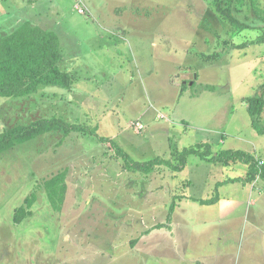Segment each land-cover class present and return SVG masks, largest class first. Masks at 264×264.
Listing matches in <instances>:
<instances>
[{"label": "rangeland", "instance_id": "obj_1", "mask_svg": "<svg viewBox=\"0 0 264 264\" xmlns=\"http://www.w3.org/2000/svg\"><path fill=\"white\" fill-rule=\"evenodd\" d=\"M214 3L0 0V37L26 22L56 33L61 69L76 80L71 90L0 97V133L52 118L97 132H52L0 155V264H264L261 178L219 188L215 210L200 203L218 182L247 179V165L190 156L179 173L131 170L99 139L141 163L181 165L182 150L208 143L209 158L240 150L264 166V136L243 102L264 84V0H234L245 30ZM61 173L58 212L45 181ZM33 194V215L15 225V210Z\"/></svg>", "mask_w": 264, "mask_h": 264}, {"label": "trees", "instance_id": "obj_2", "mask_svg": "<svg viewBox=\"0 0 264 264\" xmlns=\"http://www.w3.org/2000/svg\"><path fill=\"white\" fill-rule=\"evenodd\" d=\"M233 2L234 0H215L216 12L232 27L240 30L250 29L249 25L240 22L235 16ZM260 28L264 32V25ZM214 59L213 56L206 58L208 61ZM62 61L63 54L56 33L39 26H33L29 22L22 24L12 33L0 37V97L23 98L35 95L45 87L73 89L76 80L69 71L61 69ZM243 102L247 105L252 127L258 135L264 136V84L260 86L254 96L246 97ZM52 132H63L66 135L78 132L84 135L97 136L96 130L88 129L83 125L69 124L58 118L40 119L27 126L14 127L0 133V155ZM99 139L111 143L126 166L131 170L145 169L147 172H153L157 167L166 165L179 173L186 168L190 156H197L202 161L224 166H227L231 161L238 160L249 167V175L245 180L232 179L227 182H218L216 195L211 199L202 200L200 202L202 206H212L219 202L218 190L221 186L238 182L251 184L258 177L264 181V166L259 167L258 160L245 151L225 150L219 155L209 158L212 146L208 143H202L180 152L178 158L181 165H173L162 157L141 163L130 158L113 141L103 137H99ZM203 148L206 150L202 151ZM65 178L66 174L61 173L45 181L48 202L58 212L62 211L66 198ZM36 201L37 195L33 194L31 197L26 198L23 206L15 210L13 217L15 225L22 224L33 215L32 207ZM174 208V206L171 207L170 214L174 213Z\"/></svg>", "mask_w": 264, "mask_h": 264}, {"label": "crops", "instance_id": "obj_3", "mask_svg": "<svg viewBox=\"0 0 264 264\" xmlns=\"http://www.w3.org/2000/svg\"><path fill=\"white\" fill-rule=\"evenodd\" d=\"M248 185V184H247ZM221 187H224V186H221ZM220 187V188H221ZM226 199H228L227 197H226ZM225 199V200H226ZM223 201H224V198L223 197H221L220 198V200H219V202L217 203V204H215V205H212V206H202V207H204L205 208V210L206 209H210V210H215V209H217V208H219L221 205H222V203H223ZM198 261V262H197ZM190 264H204L203 263V261L201 260V259H195V260H192L191 262H190Z\"/></svg>", "mask_w": 264, "mask_h": 264}, {"label": "built area", "instance_id": "obj_4", "mask_svg": "<svg viewBox=\"0 0 264 264\" xmlns=\"http://www.w3.org/2000/svg\"><path fill=\"white\" fill-rule=\"evenodd\" d=\"M79 8V7H78Z\"/></svg>", "mask_w": 264, "mask_h": 264}]
</instances>
